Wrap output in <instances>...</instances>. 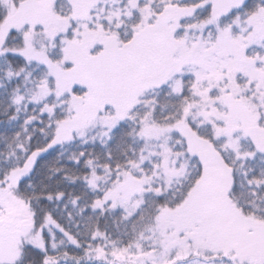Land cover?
Wrapping results in <instances>:
<instances>
[{"label":"snow or ice","instance_id":"1","mask_svg":"<svg viewBox=\"0 0 264 264\" xmlns=\"http://www.w3.org/2000/svg\"><path fill=\"white\" fill-rule=\"evenodd\" d=\"M0 264H264V0H0Z\"/></svg>","mask_w":264,"mask_h":264}]
</instances>
